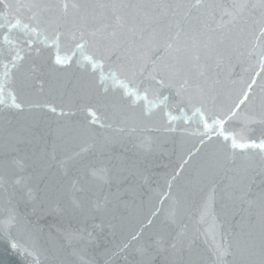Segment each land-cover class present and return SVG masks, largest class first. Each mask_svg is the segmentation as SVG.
Returning a JSON list of instances; mask_svg holds the SVG:
<instances>
[{
    "label": "snow or ice",
    "instance_id": "6c2138e0",
    "mask_svg": "<svg viewBox=\"0 0 264 264\" xmlns=\"http://www.w3.org/2000/svg\"><path fill=\"white\" fill-rule=\"evenodd\" d=\"M0 9L3 43L8 46L0 48V67L3 69L0 74V105L5 108L24 112L26 109L31 111L47 107L52 113L57 112L55 106L26 102L20 98L27 96L36 83H39L41 92L44 90L45 81L40 78L36 67L22 71L26 56L33 51L37 57L41 56L40 48L34 46L43 36L41 42L55 49V65L66 68L72 64L70 56H61L62 43L70 46L72 56L77 51L83 54L91 50V54L85 55L84 59L93 69L102 68L105 61L112 62L115 57L112 78L115 80L118 75H124L135 80L140 77L143 99H148L149 92L159 95L164 88L176 89V107L181 116L172 115L171 111H167L166 115L170 122L197 118L204 129L199 133L201 146L211 145L214 134L225 142L230 141V147H209L197 166L196 182L211 186V200L215 196L217 177L228 178L227 188L232 190L229 199L238 203L236 214H243L239 230L221 233L210 258L205 260L195 250V239H189L182 231L170 239L161 236L149 242L144 240V229L140 228L119 246L124 264H264V0H238L230 9L218 0H196L195 4L189 0H73L70 4L50 0H0ZM218 12L221 22L217 24ZM224 16L230 18L227 25L235 27L226 26ZM14 32L21 33L22 37H13ZM244 58L256 60L259 68V71L252 68L253 75L249 79H232L229 76L222 81L218 74L213 75L214 68L218 69L223 64L230 69L234 60L242 62ZM47 74L51 77L48 82L53 89L60 87L66 76L54 67H49ZM105 79L102 76L100 83L104 84ZM258 79L261 80L259 84ZM120 83L126 95L136 100L141 98L139 92L129 89L123 80ZM76 90L86 101L95 95L92 85L77 82ZM163 100L166 102L168 97H163ZM96 102L101 104L102 100L97 97ZM163 106L168 108L167 103ZM242 106L245 123L260 126L258 136L240 133L238 139L237 133L226 130L225 125L240 115ZM187 109L191 110L192 116H188ZM83 111L91 117L87 124L75 129L57 128V139L61 143L54 148L66 149V160L61 163L76 161L91 148L99 147L103 152L111 146V141L106 139L100 145L84 146L81 143L79 151L67 150L69 145L89 135L90 125L99 120L91 104L85 103ZM60 115L66 113L61 110ZM9 123L5 121L6 125ZM100 126L104 127L103 124ZM167 131L176 132L178 129L169 127ZM248 131L255 132L256 129ZM33 142L30 136L9 132L0 168L7 171L16 163L14 153L20 150L19 146ZM237 149L240 151L237 152ZM200 152L201 148L197 147L195 153L182 158L179 171L172 176V180L192 162L193 155ZM46 156V153L37 156L41 180L47 175ZM129 175L135 173L129 174L122 164L111 170L106 182L115 184L116 191L111 194V200L105 198V213L109 211V206L115 210L120 204L126 205L125 196L135 198L140 194L138 186L129 183ZM257 177L260 178L259 190L254 191ZM171 187L169 183V189ZM40 191L43 196L39 197V205L34 203L32 209L36 220L18 217L14 210L8 220V223L17 222L33 246L43 232L39 221L48 210L45 205L51 200L58 201L60 197L59 186L51 181L45 183ZM31 192L32 189H29L30 195ZM179 203L177 199L176 204ZM78 207L79 204L72 201L67 208H60L57 204L55 210L71 212ZM152 222L148 219L147 224ZM104 226L101 220L94 225V231L99 229L102 232ZM108 226L115 227L112 224ZM88 237L96 240L93 233H89ZM65 238L69 241L83 239L76 233H66ZM49 240L54 251V264H72L60 258L63 246L57 243L56 237L49 235ZM11 248L21 249L22 245L12 240ZM23 251L27 253L28 250L24 248ZM73 255L79 253L74 250ZM79 264L90 262L81 256Z\"/></svg>",
    "mask_w": 264,
    "mask_h": 264
},
{
    "label": "water",
    "instance_id": "95a60500",
    "mask_svg": "<svg viewBox=\"0 0 264 264\" xmlns=\"http://www.w3.org/2000/svg\"><path fill=\"white\" fill-rule=\"evenodd\" d=\"M50 2L70 4L73 0ZM189 2L195 4L196 0ZM235 2L238 0H218L227 9ZM220 16L218 12L217 24L221 22ZM229 19L227 16L223 17L225 25L235 27L227 25ZM3 34L0 29V48L8 47L3 43ZM16 36L22 37V34L14 32L13 37ZM42 40L43 36L34 46L40 48L41 56L37 57L35 51L26 56L22 71L36 67L40 78L45 81L44 90L41 92L39 83H36L27 96L22 95L20 98L26 102L55 106L57 112L52 113L47 107L18 112L0 105V159H3L9 132L30 136L34 140L31 144L19 146L20 150L14 153L16 163L7 171L0 168V264H54V251L49 235L55 236L57 243L63 246L60 258L72 264H79L81 256L90 264H124L119 246L140 228L144 229V240L149 242H154L161 236L167 240L182 231L189 239H195L196 252L208 260L221 233L239 230L243 214H236L238 203L229 199V192L232 190L227 188L229 180L225 176L217 177L214 199H209L212 188L210 185L197 184V166L210 146L230 147V141L225 142L222 137L218 138L214 134L211 145L201 146L199 133L204 129L197 118L193 117L191 121L181 118L170 122L167 111L181 116L176 107L178 98L175 88H164L159 95L149 92L148 99L145 100L140 77L135 80L124 75H118L115 80L112 78L115 57L112 62L105 61L102 68L93 69L84 59L85 55L91 54V50H86L83 54L77 51L72 56L70 46L62 43L61 56L68 55L72 58V64L65 68L55 65V49L42 43ZM49 67L66 74L61 86L56 89L51 88L48 82L51 79L47 74ZM252 68L259 71L256 60L244 58L242 62L234 60L230 69L223 64L218 69L214 68L213 75L218 74L222 81L229 76L232 79L243 77L247 80L253 75ZM2 72L0 67V74ZM102 76L106 78L104 84L100 83ZM121 80L129 89L138 91L141 98L136 100L135 97L126 95ZM77 82L94 86L95 95L91 100L86 101L77 94ZM97 97L102 100L101 104H97ZM163 97H168V100L165 102ZM85 103L93 106L99 120L95 125H90L89 135L69 145L67 150L79 151L78 145L81 143L84 146L100 145L106 139L111 141V146L103 152L99 147L91 148L90 151L83 152L76 161L61 163L66 160V149L54 148V145L61 143L57 139V128L64 126L75 129L87 124L91 117L83 111ZM164 103H167V109L164 108ZM61 110L66 115L61 116ZM187 114L192 116L190 109H187ZM244 114L242 106L240 115L225 125L226 130L237 133L238 139L240 133L258 136L260 126L246 124ZM5 121L10 123L6 125ZM169 127H175L178 131H167ZM250 128H255L256 131H248ZM197 147L201 148V152L194 154L192 162L172 180V176L179 171L182 158L186 159L187 154L195 153ZM44 153L47 154V175L41 180L37 156ZM53 155L55 158H50ZM117 164H122L129 174L135 173L129 175V183L138 186L140 194L135 198L125 196L126 205L120 204L115 210L109 206V211L105 213V198L111 200V194L116 191L115 184H109L106 180ZM105 169L109 171L105 172ZM259 180L257 177V188L254 191L259 190ZM16 181L20 183L17 184ZM49 181L59 186L60 197L58 201L51 200L45 205L48 210L39 221L43 232L38 243L33 246L17 222L13 220L8 223V220L13 210L18 217L36 220L37 216L32 212L33 205H39V197L43 196L40 189ZM169 183L172 185L171 189ZM81 188L84 190L80 191ZM29 189H32L31 195ZM34 197L37 199L34 200ZM177 199L180 200L179 205L176 204ZM72 201L79 204L74 211L55 210L57 204L60 208H67ZM154 212L156 215H153ZM148 219L153 221L151 225L147 224ZM101 220L105 223L103 231H94V225ZM109 224L115 227H109ZM66 233L79 234L83 239L69 241L65 238ZM89 233L96 236L95 241L89 239ZM12 240L19 242L22 248L12 249ZM24 248L28 250L27 253L23 251ZM74 250L79 255H73Z\"/></svg>",
    "mask_w": 264,
    "mask_h": 264
}]
</instances>
